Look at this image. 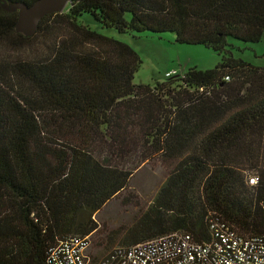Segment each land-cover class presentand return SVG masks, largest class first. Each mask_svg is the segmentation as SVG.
Here are the masks:
<instances>
[{"label":"trees","instance_id":"trees-1","mask_svg":"<svg viewBox=\"0 0 264 264\" xmlns=\"http://www.w3.org/2000/svg\"><path fill=\"white\" fill-rule=\"evenodd\" d=\"M86 13L120 33H173L221 62L138 85L139 54L84 25ZM17 20L0 0V44L43 49L0 59V264H47L54 244L93 236L97 213L122 194L132 204L134 170L155 159L174 163L108 246L175 230L209 239L212 217L264 234V67L229 42L261 41L264 0H69L32 37Z\"/></svg>","mask_w":264,"mask_h":264},{"label":"rangeland","instance_id":"rangeland-1","mask_svg":"<svg viewBox=\"0 0 264 264\" xmlns=\"http://www.w3.org/2000/svg\"><path fill=\"white\" fill-rule=\"evenodd\" d=\"M80 21L98 33L117 39L128 44L140 56L142 64L135 73L134 83L150 84L154 86L157 82H165L166 74H178L183 76L190 68L200 70L212 69L221 62L222 57L210 48L201 44H184L176 42L173 33L154 35L150 33H120L115 28L105 27L98 23L88 13L81 16ZM39 39L33 40L31 47L13 49L5 44H0V59L4 57L15 58L23 55L33 57L42 51ZM233 45V56L242 59L254 66L264 67V35L258 43H244L236 39H229ZM173 161L155 159L139 165L134 170L131 181L130 192L135 198L130 205H124V194L109 202L96 217L100 222V230L92 236V243L87 251L97 254L99 260L106 256L116 246L122 244L120 239L108 246L107 235L110 232L121 231L133 223L134 216L141 213L149 202L154 198L159 187L162 185ZM90 261L89 264L91 263ZM95 264V263H94Z\"/></svg>","mask_w":264,"mask_h":264},{"label":"built area","instance_id":"built-area-1","mask_svg":"<svg viewBox=\"0 0 264 264\" xmlns=\"http://www.w3.org/2000/svg\"><path fill=\"white\" fill-rule=\"evenodd\" d=\"M173 74L168 72L166 76ZM258 181L259 176H249L251 185ZM209 230L210 238L203 240L175 230L130 245H118L99 264H264V234L241 235L218 217L210 218ZM91 243V235L68 236L50 247L47 264H89L87 251Z\"/></svg>","mask_w":264,"mask_h":264},{"label":"water","instance_id":"water-1","mask_svg":"<svg viewBox=\"0 0 264 264\" xmlns=\"http://www.w3.org/2000/svg\"><path fill=\"white\" fill-rule=\"evenodd\" d=\"M5 10L18 11L15 29L26 37L34 36L39 30L40 23L45 16L63 12L69 0H35L31 5L25 2L2 0Z\"/></svg>","mask_w":264,"mask_h":264},{"label":"crops","instance_id":"crops-1","mask_svg":"<svg viewBox=\"0 0 264 264\" xmlns=\"http://www.w3.org/2000/svg\"><path fill=\"white\" fill-rule=\"evenodd\" d=\"M88 256H89V259H90V261L92 260V264H96L97 263V261H98V256H96V254H91L90 252H89V254H88ZM99 262H100V260H99ZM98 262V263H99Z\"/></svg>","mask_w":264,"mask_h":264}]
</instances>
